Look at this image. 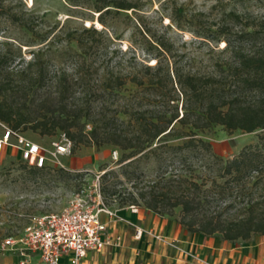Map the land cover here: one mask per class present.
I'll use <instances>...</instances> for the list:
<instances>
[{"label": "rangeland", "instance_id": "obj_1", "mask_svg": "<svg viewBox=\"0 0 264 264\" xmlns=\"http://www.w3.org/2000/svg\"><path fill=\"white\" fill-rule=\"evenodd\" d=\"M128 2L133 7L111 8L99 19L87 0H0V78L8 79L0 102L30 116L56 113L65 104L66 111L81 114L78 126L88 132L92 120H99L100 129H128L131 112L145 110L161 97L146 87L150 79L161 92L174 96L180 114L183 95L177 73L202 77L205 93L216 102L257 99L256 90L238 74L237 60L238 54L256 50L264 39V0ZM76 36L88 47L79 48ZM24 84L30 86L26 93ZM59 92L63 96H57ZM3 125L7 126L0 121V136ZM20 132L48 149L51 141L61 138L59 130L40 135L27 127ZM263 133L264 129L244 132L212 124L199 135L216 155L230 159ZM8 149L0 160V243L19 235L30 216L58 212L78 195L87 199L88 207H95L98 194L111 209L128 207H118L119 202L129 192L137 196L157 169L152 156L138 154L129 163L119 162L127 151L108 143L79 144L72 151L70 142L68 154L52 157L40 168L22 160L14 146ZM104 171L107 175L101 178ZM135 205L143 206L139 199ZM178 214L176 208L173 216ZM106 252L113 255L103 249L97 256ZM20 260L18 251L0 248V264ZM26 260L42 264L36 256Z\"/></svg>", "mask_w": 264, "mask_h": 264}, {"label": "trees", "instance_id": "obj_2", "mask_svg": "<svg viewBox=\"0 0 264 264\" xmlns=\"http://www.w3.org/2000/svg\"><path fill=\"white\" fill-rule=\"evenodd\" d=\"M87 1L99 12V19L111 8L118 11L133 7L128 0ZM74 39L81 49L89 45L81 37ZM229 46L227 41L226 47ZM237 61L238 74L245 76L244 82L257 92L253 101L222 98L216 102L209 97L212 94L205 93L203 85L207 82L202 77L177 73L183 95L181 113L174 96L161 92L150 79L146 87H151L154 96L161 97L149 102V108L131 112L126 130L100 129L99 120H92L90 131L83 132L78 126L81 114L66 111L65 104L56 113L51 110L48 114L30 116L14 112L0 102V121L12 130L29 127L40 135L59 130L72 143V151L79 144L96 147L112 144L127 151L121 154L119 162L129 163L138 154L152 156L157 163L156 175L140 188L137 196L129 192L118 207L136 204L139 199L145 208L159 215L173 216L179 208L178 223L188 232L219 233L227 240H247L255 234L264 236V133L256 143L244 146L230 159L216 155L211 143L199 135L212 124L244 132L264 129V39L256 50L238 54ZM7 82V78H0V96H5L3 89ZM25 85L21 88L23 93L30 87ZM57 96H63V92ZM198 106L202 107L201 111H195ZM106 175L104 171L100 177ZM254 189L258 190L256 195Z\"/></svg>", "mask_w": 264, "mask_h": 264}, {"label": "crops", "instance_id": "obj_3", "mask_svg": "<svg viewBox=\"0 0 264 264\" xmlns=\"http://www.w3.org/2000/svg\"><path fill=\"white\" fill-rule=\"evenodd\" d=\"M7 149H2L4 158L10 153ZM112 210L113 215L101 212L100 218L111 237L120 236L119 245L101 249L113 252L110 256L89 251L85 264H264L263 235L227 240L219 233L188 232L176 216L159 215L144 206L137 211ZM137 227L142 229L139 237L134 235Z\"/></svg>", "mask_w": 264, "mask_h": 264}, {"label": "built area", "instance_id": "obj_4", "mask_svg": "<svg viewBox=\"0 0 264 264\" xmlns=\"http://www.w3.org/2000/svg\"><path fill=\"white\" fill-rule=\"evenodd\" d=\"M3 127L0 160L4 146L17 148L21 159L35 167H44L52 157L69 153L70 141L62 132L61 138L51 141V149H48L18 130ZM97 197L95 207H88L87 199L78 195L69 206L58 212L30 216L23 231L14 237H5L0 248L18 251L21 257L18 264H26V257L31 255L42 264H85L84 258L89 251L117 245L120 241V236L113 238L107 233L106 223L100 218L101 212L113 215V210L103 204L99 194ZM128 207L131 211L138 210L135 204ZM141 233L142 229L137 227L134 235L139 237Z\"/></svg>", "mask_w": 264, "mask_h": 264}]
</instances>
